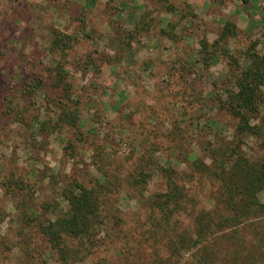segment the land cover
<instances>
[{"label":"rangeland","instance_id":"obj_1","mask_svg":"<svg viewBox=\"0 0 264 264\" xmlns=\"http://www.w3.org/2000/svg\"><path fill=\"white\" fill-rule=\"evenodd\" d=\"M168 3L174 5L175 13L165 11ZM167 4L157 0H0V106L7 105L5 97L13 95L11 91L18 81L41 77L45 85L37 96L35 113L40 120L52 115L46 101L54 96V90L45 68L51 57H60L57 52H48L51 29L57 28L76 39L62 57L69 71L68 80L75 88L74 96L80 99L79 129L94 130L83 134L86 144L77 142L72 130L63 128L51 132L47 129L32 138L24 124H12L0 115V264H56L47 247L31 249L22 244L24 224L15 209L17 202L1 186L6 175L33 169L32 179H38L32 195L34 203H48L51 209H58L65 208L58 189L66 174L73 172L87 186L88 179L98 175L92 164L94 152L86 147L94 135L110 143V159L124 160L119 177L130 161L145 157L137 145L145 148L146 137L156 144L155 156L160 163H176L169 147L177 141V136L170 133L173 120L181 127L186 125L184 122L189 121L208 90L220 91L219 81L227 67L224 55H218L211 67L203 65L198 41L206 38L212 42L230 21L238 28L237 35L228 40L235 57L252 42L258 51H264V0H168ZM141 19L144 26L145 21L148 23L146 33L139 28L130 39L128 32ZM163 28L165 33L161 32ZM241 63H245L244 58ZM89 98L93 101L84 105ZM147 106L157 112V120L154 116L145 119ZM203 111L210 115L212 110L205 107ZM183 115L185 120H181ZM224 116L216 119L223 123L227 121ZM145 121L150 128H145ZM190 132L183 134L181 149L189 150L190 141L195 140ZM230 134V130L224 131V135ZM69 142L72 148H68ZM246 142L244 149L251 155L255 140L247 138ZM192 149L197 150L195 146ZM177 167L188 170L183 164ZM161 182L153 174L146 192L143 188L138 198L144 200L145 193L161 190ZM191 185L198 197L197 208L211 209L213 201L207 199V192L195 180ZM139 199L123 184L112 193L102 214V244L84 264H140L139 258L144 264H264V250L254 229L259 220L216 232L179 252L168 250L163 242L156 243L159 256L152 263L153 244L145 241L141 245L143 241H138L143 238L141 223L147 226L144 207H138ZM260 199L264 201V193ZM191 225L192 219H182L181 228ZM187 235L192 237L193 232Z\"/></svg>","mask_w":264,"mask_h":264},{"label":"trees","instance_id":"obj_2","mask_svg":"<svg viewBox=\"0 0 264 264\" xmlns=\"http://www.w3.org/2000/svg\"><path fill=\"white\" fill-rule=\"evenodd\" d=\"M157 1L167 4L168 0ZM246 1L241 0L242 3ZM165 11L175 13L176 8L168 3ZM142 22L143 19L136 21L134 29L128 32L130 39L139 28L146 33L148 23L145 21L144 26ZM161 32L165 33L164 28ZM237 33L236 24L227 21L212 42L209 43L206 38L198 41L199 53H203L200 58L203 65L211 67L216 64L218 55H224L227 67L219 81L222 86L220 91L208 90L205 99L199 101L190 115L189 121L184 122L186 125L181 127L176 119L173 120L175 123L170 133L177 136V141L175 139L169 147L173 149L176 163H160L155 156L156 144L146 137L145 148L137 145L145 157H136L133 162L130 161L125 173L119 177L124 160L110 159V153L107 152L110 143H105L94 135V139L87 140L86 147L94 152L92 164L98 175L88 179L87 186L73 172L66 174L58 189L65 208L58 209H51L48 203H34L32 195L37 190L35 185L38 179H32L33 169L6 175L1 186L10 199L17 202L15 209L19 220L24 224L23 236L20 237L22 244L31 249L47 247L56 264H84L97 249V245L102 244L100 233L105 225L102 214L112 193L123 184L128 193L139 199L143 188L146 192L151 177L156 174L162 181V189L149 195L145 193V199L138 201V207H144V220L147 222L146 227L145 222L141 223L144 229H139L143 238L138 241H143L141 245L145 241L153 244L152 263L159 256L154 246L156 243L163 242L168 250L179 252L216 232L256 220L260 222L254 227L255 236L264 250V201L260 199V194L264 193V51H258L257 44L252 42L235 57L229 49L228 40ZM51 34L53 37L48 52L51 55L54 52L60 54L59 59L51 57L45 68L50 88L54 90V96L48 97L49 102L46 101L51 105L47 110L52 115L40 120L37 112L35 113L37 96L45 85L41 77L18 81L17 88L11 91L13 95L5 97L7 105L4 108L0 106V115L5 116L12 124H24L32 138L47 129L51 132L63 128L72 130L77 142L86 144L84 140L87 138L83 134L85 136L93 129L88 128L84 132L79 129L80 99L77 95L74 96L75 88L68 80L69 71L65 68L62 57L73 47L76 39L57 28H52ZM167 38L173 37L167 35ZM243 58L244 64L241 63ZM184 67L186 68L185 65ZM212 84L217 87L215 80ZM10 97L12 99H8ZM91 101L93 100L89 98L84 105ZM205 107L212 110L210 115L203 111ZM145 108V119L151 116L155 120L159 118L151 106ZM223 114L227 121L222 123L216 117ZM25 115L28 118L25 119ZM185 118L183 115L181 120ZM145 128H150V123L145 121ZM188 130H192V136L195 134V140L190 141L189 150L181 149V143L185 139L183 134H188ZM227 130L231 131L230 136L224 135ZM150 133L152 131L148 135ZM247 138L255 140L256 147H253L251 155L244 149ZM192 146L197 148L196 152ZM68 148H72L71 142ZM177 164H183L188 170L179 169ZM194 180L199 188L207 192V199L213 201L211 209L197 208L198 197L190 189ZM186 217L192 219V225L181 228L182 219ZM189 231L193 232L195 238L187 235ZM127 250L125 248V253ZM120 253L123 254L122 251ZM139 261L144 264L142 259L139 258Z\"/></svg>","mask_w":264,"mask_h":264}]
</instances>
